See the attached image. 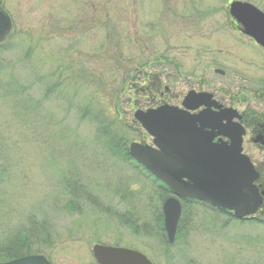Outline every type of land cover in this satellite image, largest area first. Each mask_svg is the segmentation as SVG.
Segmentation results:
<instances>
[{
    "label": "rangeland",
    "instance_id": "obj_1",
    "mask_svg": "<svg viewBox=\"0 0 264 264\" xmlns=\"http://www.w3.org/2000/svg\"><path fill=\"white\" fill-rule=\"evenodd\" d=\"M231 1L6 0L13 30L0 46V237L36 220L53 264H96L95 244L141 251L153 264H264V216L239 221L183 201L182 237L159 241L151 234L165 200L158 183L115 154L98 125L108 122L118 138L126 131L128 147L152 144L134 113L157 105L154 85L176 97L234 82L227 55L249 49L228 30ZM241 1L264 11V0Z\"/></svg>",
    "mask_w": 264,
    "mask_h": 264
},
{
    "label": "water",
    "instance_id": "obj_2",
    "mask_svg": "<svg viewBox=\"0 0 264 264\" xmlns=\"http://www.w3.org/2000/svg\"><path fill=\"white\" fill-rule=\"evenodd\" d=\"M229 11L243 26V32L264 47V12L239 0L230 3ZM11 30V18L0 0V43ZM206 97L210 99L207 93L191 91L183 102L185 109L165 104L139 109L134 114L153 137V145L133 142L130 155L173 192L163 203L164 228L169 243L176 239L182 215L181 199L207 202L233 212L239 219L255 214L262 204L255 185L258 174L242 151L243 131L230 127L232 116L223 112L211 114L209 111L215 102H206ZM204 104L207 110L197 115L188 112ZM217 136L227 137L229 141L215 142ZM93 255L98 264H153L143 252L119 246L95 244ZM0 264L52 263L42 254H31Z\"/></svg>",
    "mask_w": 264,
    "mask_h": 264
},
{
    "label": "flooded vegetation",
    "instance_id": "obj_3",
    "mask_svg": "<svg viewBox=\"0 0 264 264\" xmlns=\"http://www.w3.org/2000/svg\"><path fill=\"white\" fill-rule=\"evenodd\" d=\"M5 4L6 0H3V7ZM226 14L228 30L232 33V37L241 46L249 49V56L245 58L233 53L227 55L233 60L231 69L234 71V82L219 83L216 86L214 84L193 85V87L188 88L186 93L176 97H173L168 86L165 87L164 91H161V84L154 85L158 87L150 92H152V99L157 104L156 106L170 104L181 108L190 91H195L197 94L207 93L210 95V99L206 97V102H215L217 105V107L211 106L209 111L211 114L223 112L228 117L232 116L229 122L231 125H229L238 132L243 131L242 151L250 158L258 174L255 185L262 197V204L256 215L264 216V47L258 44L253 37L243 32V26L230 16L228 8H226ZM243 59H247V61ZM217 74L224 76L226 71L222 69ZM240 74H244V76ZM240 78L243 79V82L240 81ZM204 84L206 85L205 82ZM195 103L193 102V104ZM207 108L204 104L194 110L188 109V112L191 115H197ZM224 123L228 124L226 120ZM220 139L229 140L227 137L217 136L214 141L217 142Z\"/></svg>",
    "mask_w": 264,
    "mask_h": 264
},
{
    "label": "trees",
    "instance_id": "obj_4",
    "mask_svg": "<svg viewBox=\"0 0 264 264\" xmlns=\"http://www.w3.org/2000/svg\"><path fill=\"white\" fill-rule=\"evenodd\" d=\"M147 85L149 86L150 84H146L145 86ZM84 114H86V112H84ZM98 125L99 130L105 137V141L107 142L111 150L123 159L127 158L133 160L129 154V147L127 143L129 136L126 131L124 130L125 132H122V138H118V134L113 132L111 128L107 127L109 125L108 122L104 121ZM151 177L158 183L157 185L159 187V190L161 191V194L163 195V198L165 197L166 199L171 195V190L165 184L155 179L153 176ZM186 202L194 203L189 200ZM185 204L187 205V203ZM155 218L156 228L154 229V232H151V234L155 235L156 233L158 235L159 241L169 247L170 244L167 241L166 233L164 230L163 213L158 207L156 208ZM35 221L36 220L31 219L29 224L32 225L29 227L23 224L13 229V231H5L4 235L0 237V261H9L29 254L44 253L42 249H40V247L41 243H43L42 240L46 241V243L47 240L42 239V237L40 236V231L38 228L39 225H37L38 223H35ZM185 226L186 216L183 211V215L178 227L176 240H179L182 237ZM42 230L44 231V233H47V238L51 239V235L46 224H43Z\"/></svg>",
    "mask_w": 264,
    "mask_h": 264
}]
</instances>
